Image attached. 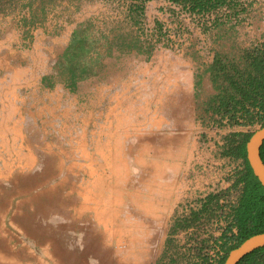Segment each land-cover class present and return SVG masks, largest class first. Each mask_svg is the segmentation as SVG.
<instances>
[{"label":"rangeland","instance_id":"374dc122","mask_svg":"<svg viewBox=\"0 0 264 264\" xmlns=\"http://www.w3.org/2000/svg\"><path fill=\"white\" fill-rule=\"evenodd\" d=\"M240 1L249 9V16L252 12L253 16H264V0ZM42 3L43 6L53 4L51 11L43 18L47 26H23L22 19L27 13L19 3L6 12H0L4 17L0 18V26L6 28L12 25L14 29L20 30L22 38L25 37L23 40L28 60H23V64H31L33 60L34 69L41 76V86L48 89L44 96H38L39 103L33 106L31 104L34 101L29 96L27 107H30L23 111L25 122L16 129L23 138L24 152L30 151L32 155L24 162L35 164L22 169L17 165L15 156L13 157L11 144L8 147V144L0 143V148L3 146L6 151L2 152L3 158H0V264H188L202 239L210 238L212 234L214 237L220 234L218 223L215 220L206 223L205 219L201 221L203 224L184 230L178 228L171 234L174 222L188 214L191 208H197V201L181 203L172 210L158 207L162 216L155 218L165 219L164 221L119 223L117 216H107L110 223L90 222L91 211L87 210L90 200L87 199L89 195L86 186H92L95 176L83 172L69 174L66 173L68 165L61 169L58 166L59 148L68 153V144L70 141L76 142V138L82 136L80 133L83 134L85 122L91 116L98 124L97 131H107L109 135L115 136L118 119L115 95L117 63H103V68L95 79L84 80L79 87L69 90L65 86V77L59 76L54 68L65 48L59 34L70 31L76 23L87 21L90 26H95L91 28V32H95L99 26L108 34L109 39L113 38L114 33H122L129 40L126 33L132 25L127 17V4L122 0H44ZM42 16L41 11H38L36 17L39 19ZM249 16L243 20L246 26L252 25ZM153 20L151 18L150 23L146 21L144 28H150ZM160 20L163 21V18ZM112 28L114 31L110 32ZM170 28L174 30L175 26ZM196 32H201L196 26L171 31L164 38L167 40L164 43L167 47L162 49L174 52L179 46L175 48L173 45L184 43ZM63 35L61 37L66 39ZM104 43L105 39H102L100 45ZM239 45L240 42L230 40L218 50L235 53L239 50ZM104 50L105 47L101 46L100 51ZM43 76L50 77L52 86L44 85ZM102 85L110 87L105 88ZM205 99L207 100V96ZM42 102L45 103L44 107ZM202 105L203 103L197 105L198 124L191 137H195L194 139L188 142L181 136V130L188 129L186 118L173 128L170 153L174 158H170L169 164L173 169L180 168V172L184 170L187 151L194 147L191 156L196 166L199 164L197 161L200 162L203 158V173H216L218 187L225 188L234 167L240 166V162L222 158L221 145L233 132H248L256 130L258 126H219L205 117ZM39 114H42L41 117ZM182 117H188V113L182 114ZM4 132L5 128L0 127V134ZM178 137L182 139H176ZM192 141L196 142L195 146ZM201 143L203 145L199 146ZM112 145L116 149L115 138L110 147ZM202 147L205 154L198 159ZM213 156L219 159L216 164H213ZM3 159L5 164L2 163ZM63 161L68 163V160ZM180 175H175V178H180ZM103 177H108V183L116 185V181L112 179L116 175L105 174ZM221 180L224 182L221 183ZM127 243L135 250L131 248L134 250L131 254H122L123 244L127 247ZM203 247L208 249L211 257L217 256L212 241Z\"/></svg>","mask_w":264,"mask_h":264},{"label":"crops","instance_id":"0c3cea01","mask_svg":"<svg viewBox=\"0 0 264 264\" xmlns=\"http://www.w3.org/2000/svg\"><path fill=\"white\" fill-rule=\"evenodd\" d=\"M40 2L41 0L21 1L22 8L27 13V20L32 12L38 11H41L44 18L53 8V4L42 6L43 3L41 2V5ZM145 9V15L151 22V18H163V21H166L167 10L177 7L164 0H153L146 3ZM253 14L254 12L249 16L252 23L250 26L216 25L217 27L206 33L196 32L189 36L187 41L177 45L179 48L174 52L158 47L150 54L116 50V55L113 52L110 57L104 58L103 63H117L116 136L109 135L107 131H97L98 124L91 113V117L85 122L83 134L79 132L82 136L77 137L76 142L70 141L68 144V153L59 148L57 154L60 169L68 165L66 173L83 172L95 176L92 186H86L89 195L86 196L90 200L87 209L91 211L90 222L110 223L107 216H117L119 223L164 221L165 219L155 218L162 216L158 207L172 210L181 203L196 202L208 192L224 187H218L216 173H203L205 163L201 157L205 154V146L201 148L198 158L201 159L200 162L197 161L199 166L193 161L191 155L194 147H191L187 151L184 170L180 172V168L173 169L169 164L170 158H174L170 153L172 132L175 125H179L183 118H186L188 129L181 130V136L188 142L195 138L191 139L198 124L197 105L204 103L205 97L208 98L214 93L207 67L222 44L230 40L240 42V45L264 42V16ZM0 18H4L2 14ZM43 18H39L40 22L37 21L36 25L26 26H47ZM74 25L70 31L59 34L64 41V47L69 41ZM62 35L66 36V39L62 38ZM23 38L20 30L14 29L12 25L6 28L0 26V127L6 131L0 134V143L8 144V147L11 144L13 157L15 156L17 165L22 169L35 164L24 162L32 155L28 149V152H24L23 138L17 131L25 122L23 111L30 107H27L30 95L34 101L31 104L33 106L39 103L38 96H44L48 90L41 86V76L34 69L33 60L31 64H23V60H28ZM95 78L96 76L85 80L91 81ZM83 81L78 82L77 87ZM42 104L44 107L45 103ZM185 113H188V117H182ZM39 115L41 117L42 114ZM114 138L116 149L113 145L110 147ZM192 142L195 146L196 142ZM99 143L101 145H98ZM2 152H6L3 146L0 148V158H3ZM63 159L68 160L69 164H65ZM212 160L213 164H216L219 159L213 156ZM2 163L5 164L4 159ZM105 174L116 175V178H112L116 185L108 183L110 179L103 177ZM177 174L180 178L176 179ZM223 182L221 180V183ZM123 248L122 254H131L135 250L128 243L127 247L123 244Z\"/></svg>","mask_w":264,"mask_h":264},{"label":"trees","instance_id":"16d2710c","mask_svg":"<svg viewBox=\"0 0 264 264\" xmlns=\"http://www.w3.org/2000/svg\"><path fill=\"white\" fill-rule=\"evenodd\" d=\"M20 1L0 0V11L11 9L16 3L22 6ZM122 1L127 4V17L132 25L126 33L129 40L122 33H114L109 39L99 26L91 32L95 26H90L87 21L74 26L54 65L58 75L65 77V86L69 90H74L78 82L97 76L103 68L102 58L111 56L113 49L150 54L156 47H167L164 38L171 31L196 26L201 33H206L216 25L246 26L243 20L249 16V9L240 0H164L177 9L167 10L166 21L156 18L150 28H144L148 21L145 5L153 0ZM36 15L32 12L28 20L24 17L22 25L35 24L38 21ZM170 26H175L174 30ZM102 39L105 43L100 45ZM101 46L105 47L104 52L100 51ZM207 71L214 93L202 105L205 117L219 126L264 127V42L241 44L235 53L217 50ZM49 78L42 77L44 85L52 86ZM253 131L233 132L220 147L222 158L240 162V166L234 167L228 185L201 196L197 208H191L173 224L171 234L178 228L184 230L203 224L204 219L206 223L213 220L218 223L220 234L202 239L188 264H223L229 252L244 240L264 233V188L253 176L245 153V143ZM259 155L264 164V141ZM211 241L217 250L216 257H211L208 249L203 247ZM236 264H264V246L245 255Z\"/></svg>","mask_w":264,"mask_h":264},{"label":"water","instance_id":"95a60500","mask_svg":"<svg viewBox=\"0 0 264 264\" xmlns=\"http://www.w3.org/2000/svg\"><path fill=\"white\" fill-rule=\"evenodd\" d=\"M264 141V127H258L252 132L245 143V153L248 166L253 176L264 188V164L259 155V149ZM264 246V233L255 234L244 240L238 247L231 250L223 264H236L245 255Z\"/></svg>","mask_w":264,"mask_h":264},{"label":"built area","instance_id":"2783aa9c","mask_svg":"<svg viewBox=\"0 0 264 264\" xmlns=\"http://www.w3.org/2000/svg\"><path fill=\"white\" fill-rule=\"evenodd\" d=\"M175 48L177 47V44L176 45H173Z\"/></svg>","mask_w":264,"mask_h":264}]
</instances>
